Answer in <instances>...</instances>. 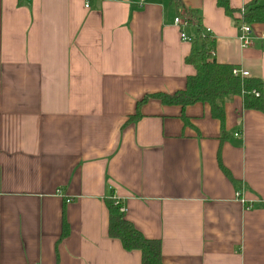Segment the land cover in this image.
Listing matches in <instances>:
<instances>
[{"label":"crops","instance_id":"obj_1","mask_svg":"<svg viewBox=\"0 0 264 264\" xmlns=\"http://www.w3.org/2000/svg\"><path fill=\"white\" fill-rule=\"evenodd\" d=\"M177 1L0 0V264H141L108 236L109 200L162 264H264V24L235 21L252 0ZM198 30L261 110L137 109L185 88Z\"/></svg>","mask_w":264,"mask_h":264},{"label":"trees","instance_id":"obj_2","mask_svg":"<svg viewBox=\"0 0 264 264\" xmlns=\"http://www.w3.org/2000/svg\"><path fill=\"white\" fill-rule=\"evenodd\" d=\"M177 6V0H173ZM227 16L232 17L234 11L230 9L228 0H216ZM190 19L195 18L190 14ZM236 22L245 25L264 24V0H252L246 5L245 13ZM191 39L192 51L186 58V64L193 67L195 74L186 81L185 88L172 95L156 94L145 97L139 105L148 99H155L165 106H178L182 110L194 104H207L213 119L223 125L224 104L231 97H241L245 110H258L262 108L261 84L254 79L235 77L234 68L220 65L214 59L215 40L208 35ZM257 94V96H256ZM140 115L129 118L133 120ZM184 123H188L182 115ZM109 221L108 236L120 241L127 252L138 251L141 254V264H162L160 243L144 239L133 226L124 219L120 207L112 200L106 203Z\"/></svg>","mask_w":264,"mask_h":264},{"label":"built area","instance_id":"obj_3","mask_svg":"<svg viewBox=\"0 0 264 264\" xmlns=\"http://www.w3.org/2000/svg\"><path fill=\"white\" fill-rule=\"evenodd\" d=\"M28 1H30V0H28ZM84 1H85L84 7H85V9H87L88 8V0H84ZM140 1H142V0H140ZM190 23L191 22L189 20H184L183 21V20H181L179 18H176L174 20V24L177 27H179V26H188V25H190ZM240 33H241V35L239 36V41L241 42L242 47L243 48L248 47L250 45V39H249L250 30H249V27L243 25L240 28ZM180 38H181V40L189 41V39L186 38L183 33H180ZM232 75L235 76V77H240V78L248 77V73L243 72V71H239L237 69H233ZM256 96H257V94H256ZM237 196H239V193L237 194ZM123 212H124V210H121V213H123Z\"/></svg>","mask_w":264,"mask_h":264}]
</instances>
